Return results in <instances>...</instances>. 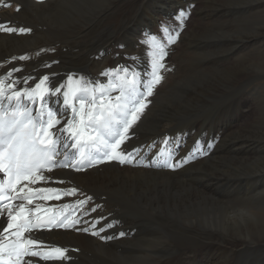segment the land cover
Wrapping results in <instances>:
<instances>
[{
	"label": "bare ground",
	"instance_id": "6f19581e",
	"mask_svg": "<svg viewBox=\"0 0 264 264\" xmlns=\"http://www.w3.org/2000/svg\"><path fill=\"white\" fill-rule=\"evenodd\" d=\"M213 4H214L213 0H44V3H38L37 0L36 2L32 0H0V22L6 23L9 26L25 27V28H30L32 30L30 33L27 34H8L5 32H0V77H6L7 73L11 71L13 67H18L21 68L22 71L18 73H13L12 77L10 78L11 80L19 81L17 85L18 88L34 87L35 83H37V81L42 75L46 73L55 74L60 72H66V75L62 77L50 78L49 81L50 85L59 86L60 84H65L70 74L74 75V80H79L81 77H83L85 81H93V82L98 81L101 84L107 85L111 77H105L104 75H102V73L105 72L107 69L116 67V65L119 62H123L124 64H127L128 66H130L131 69H134L135 71H140L141 68L145 66L146 60L144 58H146L148 51L155 53L159 50V47L161 45L167 51L174 49L176 50L177 47L174 46V44H169V46H166L164 44L163 40L158 35L157 28L160 26L162 29L164 28L163 26L165 21L164 17H168L170 15H173L174 13L176 14L175 8L177 6L181 7V11L187 12V10L192 7V5H195L194 9H196L197 19L195 21L196 23L191 24V26H189L190 28L189 27L186 28L184 32L181 34V36H179L177 41L179 43L177 44V46L179 45V47L175 51L173 60H176L178 56H183L186 59L185 61L191 60L192 64L200 63L198 52L197 53L195 52L200 46V40L202 42L204 40V33L206 35L209 34L205 32L204 29L205 26L202 23L205 18L212 17L208 14L206 10L207 9L211 10ZM6 5H10V6H6ZM17 6H19L20 8L19 12L16 11ZM213 7H215V5H213ZM29 9H32L33 14L35 15H32ZM204 11H206V15H204ZM33 16H36V18ZM216 29H219V27H216ZM216 29L214 28L213 31ZM110 31L113 34V36L106 38V36L109 34ZM120 34L122 38H120L119 36ZM162 34L167 39L168 35H172V32L168 31V33H164L162 31ZM261 35L264 36V34ZM150 36H156V40L149 39L148 45H144L140 43L142 40L148 39V37ZM210 37L212 36H209V38ZM233 51L234 50L232 49V52ZM22 55L28 56L29 59L25 61L12 59L13 57H19ZM130 56H137L140 57L141 59L138 60L137 63H133L132 60L130 59ZM249 60H251L250 57H247L245 59V62ZM113 61L114 63L111 65V62ZM164 63L172 68V64L167 62V57H165ZM138 64L139 67L137 66ZM174 64L175 62L173 63V65ZM45 65H48V67H45ZM187 67L189 66L187 65L182 66L181 67L182 69L179 70L180 71L179 73L184 72L187 69ZM259 72L262 75H264L263 70H259ZM229 73H232V81L236 83V78L239 77L236 73V68L232 71L229 70L225 71L224 76L228 77ZM179 75L173 77L172 72L164 73L165 79L163 80L161 85L157 87L154 96L149 98L151 100V104L145 110V114L141 117V120L134 127L133 130L135 132L134 138L128 141L127 144L125 145V147L128 149H131L136 146H140L142 148V151L139 153V155L136 156L135 161L133 163L120 165L119 163H115V162L112 163L105 162V163H101L99 167L88 168L81 172H76L71 169L55 170L52 173L46 175L54 178L63 179L65 181L64 184H45L44 182H41L32 185L33 188L41 187V186H53L58 188L76 187L80 191L75 196H65L59 201L36 200L34 201V204L29 207L34 208L36 204H40L44 208H51L53 212H60V211H63L64 213L71 212L73 209L71 208L66 210L62 209V205L65 203L74 204L77 199L83 198L81 193L93 197V201L90 202L88 205H86L82 211H86L87 209H90L95 204L103 205V207L98 208L96 212H93L90 215L83 216L82 221L85 222H82L81 224L77 225V228H85V227L89 228L90 231L88 233H85L83 231H77L74 229H59L56 231H46V232L36 233V235H38L49 246H59L69 249L68 255L71 257L70 260L38 261V258H26V259H32L34 261V264H36L37 261L38 264H73L75 262H78L77 264H115L114 259L118 253H123L125 255H132L131 253L132 248L138 245L139 228L137 227L138 223L136 224L129 218L130 211L128 207L129 205H131V203L135 204L137 198L140 196L139 188H141L142 178L146 175L160 179L161 187L163 188L162 189L159 188L157 192L159 194H166L167 196L171 197L174 195L170 182L173 178H175L176 176H185L190 167V163L193 161H196L200 164L206 163V162L203 163L202 160L203 159L202 147L204 146V141H205V133L202 131V129L201 128L197 129L198 126H196L197 129L195 133L196 141L193 139V135H194L193 131H190L188 129H183L179 132L175 131L176 125H174L175 124L174 121L178 118V112L176 108L172 105L170 95L173 94L175 89L178 87V86L176 87V85L180 78ZM229 75L231 76V74ZM25 77H32L33 79H29L28 82L25 84L24 83ZM215 81L211 83L212 87H216L218 84L220 85L223 82L221 75L219 80H215ZM233 85L234 84H232V86ZM63 90L64 89H62V91ZM208 90L210 91V87ZM200 91L201 89H197L196 87L195 89L190 91V99H191L190 108H192V106L196 104L200 105L203 103L202 102L203 99L202 98L199 99ZM114 93L115 91L111 92V95H113ZM205 97L206 94L204 92V100ZM58 99H60V97L50 98L49 100L50 106L57 109L61 108L62 107L61 103L53 102ZM33 110L35 112V109ZM262 114H263V110L261 108L256 118V120L258 121H256L254 124L252 123L253 126H247V128L245 129H244L245 126L241 127L240 132L236 136L237 154H236V159H234L235 165H236V160L240 159L239 156L244 161L247 162L252 161L246 155V152L250 151L251 145H253V147L255 148L258 147L257 140H254L257 139L255 137H258V140L259 139L261 140L262 137L264 136V124L260 125L261 121L263 120V119L261 120ZM211 127L213 128L211 129ZM208 130L215 133L216 130L217 132L218 131L220 132L221 129H220V125H214V126H209ZM234 132L236 131H233L232 133ZM251 132H254V136H253L254 139L251 136H249ZM165 137L169 138V140L172 142V147L175 149V157L172 161L173 163H176L178 160H181L182 158L189 157V155L193 152L190 150L191 149L190 146L192 145L193 142H197V141L199 142L201 146L200 151L196 152L194 156H191L187 164H184L182 167L177 168L175 171L166 167L151 166V161L153 159H157V162L162 164L164 159L166 158V157L158 156L159 149L161 147H166L162 143ZM173 137H176L177 140L172 141ZM252 139L253 141H251ZM182 142H183V146L180 145ZM149 145H155V146L148 147ZM227 147L228 148L233 147L234 149L235 144L232 143V140L230 143H228ZM219 154L222 155L221 152ZM262 154L263 153L261 152V155ZM228 157H230V155ZM225 158L227 157L219 156V158H217V161L213 163V165L215 166V170L218 169L219 161H222ZM253 163L256 164L258 163V166L254 170H251L249 174L247 175L244 174L243 176H252L259 174L258 177L263 176L264 178V169L262 168L264 165H262V161L260 162L253 161ZM145 164H148L149 166L146 167L144 166ZM201 170L209 172L208 165H206ZM103 196H107V199L102 200ZM201 197L203 200H206V203L204 202L199 203L197 200L195 201L193 200L194 202L192 201V204L190 202L191 209L186 207L183 203L180 205V207L178 206V208L186 213L184 216L185 219H188L189 217L193 218L194 210L195 213L200 211L201 213L205 214L204 215L205 219L203 220H208L211 221L212 223L203 222L205 226L202 227V230L212 231L211 230L212 228L222 232L225 235H230V236L234 235L243 244L245 241L252 242V240H254V237H264V217H261L258 214V212L253 213L254 211L252 212L251 210V211H247L249 213L252 212L248 214L242 211V215H239L240 212H238V209H236L237 211L235 210L231 212H227L225 208L223 209L221 208V210L213 209L210 206L215 202L210 200H214V199L212 198L207 199V197L205 198V196H201ZM144 205L145 204H143V206ZM53 206H58V207L53 209L52 208ZM220 211L224 212V220L222 223H217L214 214L219 213ZM77 215L79 216L80 213L78 212ZM100 216H104L106 217V219L101 221L100 224H97L96 226L97 229L106 225L109 222H115V226L113 228L106 229L104 232H101L100 235L101 236L112 235L116 237L115 239L104 241L99 237H95L90 234L92 229L90 223H87V221H91L94 218H99ZM193 229L196 230L195 228ZM120 231H124L126 235L123 237L119 236ZM184 235L186 237L188 236L186 234ZM189 240L191 241V239ZM214 242L209 243V245L213 244ZM223 242H221V244ZM147 244L150 243L147 242ZM184 244L186 245V243ZM225 244L227 246V243ZM223 248H225V246ZM72 249H78L79 251L74 252L71 251ZM171 249H173V247H171ZM246 249H247V245H246ZM248 250L250 251V249ZM230 255L228 256L230 257ZM198 256L190 257L188 258V260H190L193 264H205V261ZM133 257L132 259H134ZM155 259L156 260L154 261L153 264H180L184 262V259L181 257H176L174 259L173 258L170 259L155 258ZM190 261H187V263H189ZM135 263L139 264L136 261Z\"/></svg>",
	"mask_w": 264,
	"mask_h": 264
},
{
	"label": "snow or ice",
	"instance_id": "6c2138e0",
	"mask_svg": "<svg viewBox=\"0 0 264 264\" xmlns=\"http://www.w3.org/2000/svg\"><path fill=\"white\" fill-rule=\"evenodd\" d=\"M37 2L44 3V0ZM16 11H20L19 6ZM187 16V12L181 11L177 17L181 29ZM31 31L30 28L13 27L0 22V32L27 34ZM162 31L168 33L169 30L163 28ZM179 36V31L175 35H168V44H175ZM149 39L156 40V36H150L140 43L148 45ZM167 55L161 45L157 52H147L145 66L140 71L131 69L127 64L107 69L102 73L105 77H111L107 85L98 81H85L83 77L74 80V75L70 74L67 82L59 86L50 85V77L43 75L34 87L18 88L19 81L10 79L13 73L22 71L18 67H13L6 77H0V173L3 174V178H0V264H34L32 259L26 258H38V261L71 259L69 249L49 246L36 233L53 229H74L88 233L89 228H77V225L85 222L82 221L83 216L96 212L103 205L95 204L82 211L93 201V197L81 193L83 198L77 199L74 204L62 205V209H73L68 214L53 212L51 208H44L40 204L29 207L36 200L59 201L65 196H75L80 191L76 187L33 188L32 185L41 182L64 184L63 179L44 174L55 168L81 172L105 162L120 165L133 163L142 148L136 146L128 149L125 145L134 138V127L151 104L149 98L154 96L157 87L165 79L164 73L172 71L164 63ZM12 59L25 61L29 57L22 55ZM130 59L137 63L141 58L130 56ZM29 79L33 78L25 77L24 83ZM114 91L118 95L112 96L111 92ZM53 97H60L53 102L61 103V108L50 106L49 100ZM176 140V137L172 138V141ZM162 143L166 147L159 149L158 156L166 158L162 164L153 159L151 166L166 167L173 171L187 164L201 148L197 141L188 158L173 163L175 149L172 142L165 137ZM207 147L210 149L213 145L208 144ZM62 149L64 158L60 160L58 157ZM105 219L100 216L87 221L92 229L90 234L104 241L113 240L115 236H101L100 233L113 228L115 222H109L99 229L96 227ZM125 235L124 231L119 232V236Z\"/></svg>",
	"mask_w": 264,
	"mask_h": 264
},
{
	"label": "rangeland",
	"instance_id": "374dc122",
	"mask_svg": "<svg viewBox=\"0 0 264 264\" xmlns=\"http://www.w3.org/2000/svg\"><path fill=\"white\" fill-rule=\"evenodd\" d=\"M32 1L36 2V0H32ZM213 3L215 7H213L212 5L211 10L209 9L206 10L208 14L212 17L205 18L202 23L205 26L204 27L205 32L209 34L206 35L204 33V40L203 42L200 40V46L195 52V53L198 52L200 63L192 64L191 60L185 61L186 59L183 56H178L176 60H173L175 51L179 47V45L177 46V44H179L178 42L174 44V46L177 47V48L175 47L176 50L175 49L168 51L166 50L169 55L166 56L167 62L172 64V69H173L171 71L172 76L176 77L180 74L179 81L176 85V87L177 86L178 87L175 89L173 94L170 95L172 105L176 108L178 112V118L174 121L175 123L174 125H176L175 126L176 130L175 128L174 130L176 132H179L183 129H188L190 131H193L194 132L193 139L196 141L195 133L198 128L202 129V131L205 133V141H204V146L202 147V153L205 152L207 153L206 155H203L202 160L203 163L205 162L206 163L200 164L196 161H193L190 163V167L185 176H176L175 178H173L170 182L174 195L171 197L167 196L166 194H159L157 192L159 188L161 189L163 188L161 187L160 179L146 175L142 178L141 188H139V195H140L138 197L139 199L137 198L135 202L136 205L134 203H131V205H129L128 207L130 211L129 218L136 224L137 223L139 224V225L137 224V227L139 228L138 229L139 246L136 245L132 248L131 250L132 255H125L123 253H118L114 259L115 264H120V263L134 264L135 261L139 264H142L144 261L145 262L143 264H148V263L153 264L154 261L156 260L155 258L174 259L176 257H181L184 259V262L180 264H186L187 261H190L188 260V258L198 255H199L198 257L202 258V260L205 261V264H238V262L239 264H244V263L264 264V245H263L264 237H254V240H252V242L245 241L244 242L245 245H244L234 235L232 236L225 235L222 232L212 228H211L212 231L202 230V227L205 226L203 222L206 223L207 222L212 223V222L208 220H203L205 219L204 218L205 214L201 213L200 211L195 213L194 210L193 218L189 217L188 219H185L184 216L186 213L178 208V206L180 207V205L183 203L186 207L191 209L190 202L192 204L193 200L194 201L197 200L199 203L200 202L206 203V200H203L201 197V196H205V198L207 197V199L208 198L214 199V200H210L215 202L210 206L213 209L221 210V208L222 209L225 208L227 212L235 211L236 209H238V212H240L239 215H242V211L248 214L254 211L253 213L258 212V214L261 217H264L263 176L258 177L259 174L252 176H243L244 174L246 175L249 174L251 170H254L258 166V163L257 164L253 163V161H258V162L262 161V165H264L263 164L264 136L262 137L261 140L260 139L258 140V137H255L257 139H254L253 138L254 132H251L249 136H251L254 140H257L258 142L257 148L251 145L250 151L246 152V155L252 161L249 162L244 161L239 156L240 159L236 160V165L234 163V159H236V154H237L236 136L240 132L241 127L245 126L244 127L245 129L247 128V126H253L252 123L254 124L256 121H258L256 120V118L261 108L263 110L261 120L262 119L263 120L262 121L260 120L261 121L260 125L264 124V77H263L264 75H262L259 72V70L264 71V61H263L264 36L261 35L264 34V0H213ZM194 7L195 5H192V7L187 10L188 16L186 19L183 20L182 29L180 28V22L177 19L180 13L179 11H181L180 6H177L175 8L176 14L174 13L173 15H170L168 17H164L165 19L163 24L164 28H168V30L171 29L169 31L172 32V35H175V33L179 31L181 36V34L184 32L186 28L191 26V24L196 23L195 21L197 19V13ZM29 11L32 15H35L33 14L32 9H29ZM206 11H204V15H206ZM33 17L36 18V16ZM216 27H219V29H216ZM214 28L216 30L213 31ZM157 32L159 37L163 40L164 44L166 46H169L167 39L162 34L161 26L157 28ZM110 36H113L111 31L106 36V38H109ZM119 36L120 38H122L121 34ZM209 36L212 37L209 38ZM232 49L234 50L233 52ZM247 57H250L251 60L245 62V59ZM114 61L111 62V65L114 63ZM174 62L175 64L173 65ZM186 65L189 67H187V69L184 72L179 73L180 72L179 70L182 69L181 67ZM235 68H236V73L239 76L238 78H236V83L232 81V73H229L231 74V76L229 74L228 77L224 76L225 71L228 70L232 71ZM220 75L223 79V82L220 85L218 84L216 86L217 88L212 87L211 83L215 80H219ZM232 84L234 85L232 86ZM195 87L197 89H201L199 99L202 98L203 103L200 105L196 104L192 106V108H190L191 105L190 91L195 89ZM209 87H210V91L208 90ZM204 92L206 94L205 100H204ZM214 125H220V129H221L220 132L219 131L217 132L216 130L215 133H213L212 131L208 130L209 126H214ZM196 126H198L197 129ZM212 128L213 127H211V129ZM233 131L236 132L232 133ZM253 139L251 141H253ZM231 140L232 143L235 144L234 149L233 147L231 148L227 147L228 143H230ZM208 141L210 143H208ZM194 144L196 145V142H193L192 145L190 146L191 151H193L194 149L193 148L195 146ZM208 144H212L213 147L210 149L208 148V152H207L206 147ZM180 145L183 146V142ZM220 152L222 155L219 154ZM261 152L263 153L262 155ZM229 155L230 157H228ZM219 156L227 157V158L223 159L222 161H219L218 169L215 170V166L213 165V163L217 161V158H219ZM206 165H208L209 172L201 170ZM262 168L264 169V166ZM143 204L145 205L143 206ZM252 204L253 205L255 204L254 207ZM251 210L252 212L250 213L247 212ZM219 213H215L214 217L216 218L217 223H222L224 220V212L220 211ZM193 228H195L196 230H194ZM165 234L168 235L169 237L166 236ZM184 234L188 236L186 237ZM189 239H191V241ZM147 242L150 244H147ZM181 242L186 243V245L184 243L182 244ZM212 242L214 243L209 245V243ZM221 242L223 243L221 244ZM225 243H227V246ZM205 244L208 246H206ZM246 245H247V249H246ZM254 245H256L257 247ZM224 246L225 248H223ZM136 247L137 249L138 248L140 249L137 250ZM171 247H173V249H171ZM193 248L195 249V251ZM248 249H250V251ZM231 251L234 253H232ZM228 255H230V257L232 258H230ZM131 256L132 257L134 256L133 257L134 259H132ZM77 263L78 262H75L73 264H77ZM187 264H193V263L190 261Z\"/></svg>",
	"mask_w": 264,
	"mask_h": 264
}]
</instances>
